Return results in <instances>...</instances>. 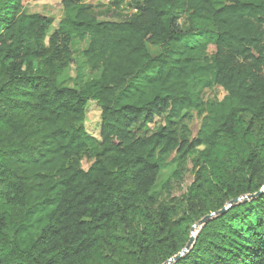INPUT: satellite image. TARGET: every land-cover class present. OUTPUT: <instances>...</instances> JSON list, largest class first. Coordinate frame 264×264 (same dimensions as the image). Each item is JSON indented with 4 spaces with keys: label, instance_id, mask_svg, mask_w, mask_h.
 Returning <instances> with one entry per match:
<instances>
[{
    "label": "trees",
    "instance_id": "1",
    "mask_svg": "<svg viewBox=\"0 0 264 264\" xmlns=\"http://www.w3.org/2000/svg\"><path fill=\"white\" fill-rule=\"evenodd\" d=\"M29 1L0 0V264H264V0H141L119 22L59 0L57 23ZM75 40L94 77L67 87ZM194 152L157 205L163 164Z\"/></svg>",
    "mask_w": 264,
    "mask_h": 264
},
{
    "label": "rangeland",
    "instance_id": "2",
    "mask_svg": "<svg viewBox=\"0 0 264 264\" xmlns=\"http://www.w3.org/2000/svg\"><path fill=\"white\" fill-rule=\"evenodd\" d=\"M114 0H85V3L92 6L94 11L101 16L99 21H112L119 22L127 17V11L122 9L120 3L115 7L112 5ZM25 11L28 14H39L49 19H53L55 23L61 21L64 16L59 5V0H30L26 6ZM179 27L185 29V15L180 14L178 16ZM53 29H50L51 34ZM45 44V41L43 42ZM86 43H79L76 40L73 43V55L72 64L64 72L60 79V84L67 87H76L79 80L86 81L92 77L91 74L82 64L81 52L85 49ZM152 55H155L158 50L153 47H148ZM225 93L222 89L214 87L210 90H204L202 92V99L204 102L210 103L213 101L222 100ZM158 121V118H156ZM100 125V110L94 105L90 104L86 113V120L84 128L87 133L95 137L98 136ZM188 131H184L181 128V132L188 137V142H192L195 139L196 134L201 125V119L195 114H192V119L186 122ZM150 129L152 125L149 126ZM206 149L205 145L196 147V151ZM195 157L193 154L187 155L184 159L179 158L178 154L173 153L161 167L156 184L151 191V194L159 204H173L181 198L186 192L187 187L192 183V160ZM81 167L87 169L91 163L92 158L89 155H84L80 158ZM198 228L194 229L193 236L197 233Z\"/></svg>",
    "mask_w": 264,
    "mask_h": 264
},
{
    "label": "water",
    "instance_id": "3",
    "mask_svg": "<svg viewBox=\"0 0 264 264\" xmlns=\"http://www.w3.org/2000/svg\"><path fill=\"white\" fill-rule=\"evenodd\" d=\"M247 198H250V197H247ZM250 199H253V198L251 197ZM238 201H240V199L235 200V201L229 203L228 206H230L231 204L236 203V202H238ZM225 210H226V209H223L221 213H224ZM210 217H212V216H210ZM208 219H209V217H206V218H204L203 220L199 221L195 226L192 227L190 239H189V241H188V243H187V245H186L184 251H183L181 254H183L184 252H187V251L191 248V246L193 245V243H194V239H195V236H193L192 233L194 232V229H195V228H199V227H201L202 225H204ZM181 254H180V255H181Z\"/></svg>",
    "mask_w": 264,
    "mask_h": 264
},
{
    "label": "built area",
    "instance_id": "4",
    "mask_svg": "<svg viewBox=\"0 0 264 264\" xmlns=\"http://www.w3.org/2000/svg\"><path fill=\"white\" fill-rule=\"evenodd\" d=\"M122 1V9H125L129 12V9L127 8V5L133 6L135 3L140 2L141 0H121ZM132 13H135V10H131ZM130 13V12H129Z\"/></svg>",
    "mask_w": 264,
    "mask_h": 264
}]
</instances>
